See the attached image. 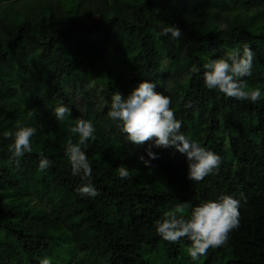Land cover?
<instances>
[{"label":"trees","instance_id":"16d2710c","mask_svg":"<svg viewBox=\"0 0 264 264\" xmlns=\"http://www.w3.org/2000/svg\"><path fill=\"white\" fill-rule=\"evenodd\" d=\"M165 23L182 37L157 38ZM244 45L255 53L244 82L264 91V0H0V264L45 256L52 264H194L191 242L163 240L156 221L181 202L221 194L240 201V226L195 264H264V97L228 98L193 71ZM142 79L171 96L186 135L221 156L217 171L191 181L185 157L171 148H152L159 158L151 170L140 162L151 142L128 143L100 105ZM60 103L72 112L64 121L53 115ZM80 118L96 127L85 149L95 198L78 194L84 181L65 155ZM17 121L38 129L19 171L4 136ZM41 153L52 161L44 171Z\"/></svg>","mask_w":264,"mask_h":264},{"label":"clouds","instance_id":"9594fccd","mask_svg":"<svg viewBox=\"0 0 264 264\" xmlns=\"http://www.w3.org/2000/svg\"><path fill=\"white\" fill-rule=\"evenodd\" d=\"M182 31L176 24L165 23L157 38L169 37L179 40ZM255 53L249 45L240 49L233 48L218 58L208 57L206 61L194 67L193 71L201 73L204 86L216 90L228 98L258 103L264 97L260 87L249 88L244 82L245 77L252 75ZM157 83L151 79H142L125 96L119 91L114 92L110 101L100 105L102 111L108 106L107 116L119 122V128L125 134L128 143L142 145L150 141L145 155L138 157L145 168L151 170V161L159 158L152 148H171L185 157L187 178L191 181H202L206 176L217 171L222 163L220 155L205 148L197 140L182 131L183 122L176 118L171 107L172 98L164 92L156 91ZM72 114L71 109L63 103L53 109V115L64 121ZM38 129L26 126L17 121L15 131H6L5 138L12 139L9 164L15 170H21L20 160L26 153L33 151L32 137ZM69 131L78 136V142L68 141L65 155L70 165L72 176L80 177L84 183L78 186L81 197L95 198L98 189L92 183V165L85 149L90 140H95L96 127L92 120L80 118ZM52 161L43 153L40 154L38 168L47 170ZM121 180L130 178L129 169L122 165L117 169ZM240 201L231 195L221 194L215 200H208L193 206L189 202H181L174 210L164 213V218L157 220L155 227L159 236L168 242L175 243L187 238L191 245L186 249L187 255L194 262L208 254L210 248H221L229 240V234L240 226ZM188 209H191L187 215ZM39 264H52L51 259L43 257Z\"/></svg>","mask_w":264,"mask_h":264},{"label":"rangeland","instance_id":"374dc122","mask_svg":"<svg viewBox=\"0 0 264 264\" xmlns=\"http://www.w3.org/2000/svg\"><path fill=\"white\" fill-rule=\"evenodd\" d=\"M92 84L98 89V93L101 94V89L103 85L101 83H97V81L91 80Z\"/></svg>","mask_w":264,"mask_h":264}]
</instances>
